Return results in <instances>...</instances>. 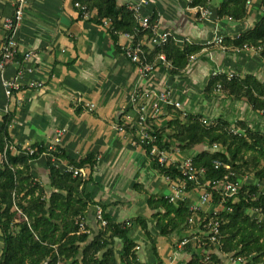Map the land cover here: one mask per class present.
Wrapping results in <instances>:
<instances>
[{"label": "crops", "instance_id": "0c3cea01", "mask_svg": "<svg viewBox=\"0 0 264 264\" xmlns=\"http://www.w3.org/2000/svg\"><path fill=\"white\" fill-rule=\"evenodd\" d=\"M115 1L127 7L138 5L143 16L154 17L158 28L187 42L201 44L202 48L195 53V59H188L183 68L174 72L159 62L152 71L141 74L123 52L114 48L105 27L79 16L73 0H27L15 33L19 52L3 72L7 78L19 76L21 88L6 96L0 84V125L2 117L13 111L8 131L14 143L22 147L34 142L56 145L75 160L94 153L95 164L84 184V192L93 202L86 211L87 222L93 225L95 206L116 222L141 215L148 220L161 264H185L192 250H196L195 241L187 248L177 243V233L158 234L152 217L156 209L147 204L148 197L168 196L171 189L138 144L136 107L131 105V95L134 90L142 93L167 87L185 111L200 112L207 118L219 115L228 120L246 118L250 126L251 123L263 126L258 117L260 112L252 111L250 117H243L247 106L243 98L231 99L216 88L205 92L204 87L217 70L250 73L264 84V60L254 49L222 50L212 41L216 35L234 37L249 28L246 19L217 18L215 9L221 0L209 1L210 13L204 21L196 18L187 0ZM13 6L14 0H0V40L2 22L12 13ZM261 12L257 1L252 0L248 16L253 22L249 23L253 25ZM124 42L125 38L119 35L118 44L122 46ZM25 52H30L26 58ZM30 80L42 82V87H27ZM152 99L139 100L149 116ZM87 103L93 104L92 110L87 109ZM165 113L164 108L162 118L168 119ZM157 120L152 125L163 122ZM60 127L65 132L55 144V131ZM46 160L42 154L30 161L33 175L37 179L40 176L44 184ZM194 195L188 193L187 200L194 201ZM128 235L136 242L138 259L153 264L156 259L150 241L140 226L133 223ZM117 242L120 247L114 249L119 256L122 241L115 238L114 245ZM140 243H145L142 254Z\"/></svg>", "mask_w": 264, "mask_h": 264}, {"label": "trees", "instance_id": "16d2710c", "mask_svg": "<svg viewBox=\"0 0 264 264\" xmlns=\"http://www.w3.org/2000/svg\"><path fill=\"white\" fill-rule=\"evenodd\" d=\"M248 0H221L215 9L217 18L243 20L249 13ZM262 10L254 24L242 30L234 37H223L222 43L228 48H242L244 44L254 47L264 60V0H256ZM73 3L84 5L90 14L87 19L101 24L107 18L110 21L107 33L117 51H122L118 44V33H135L136 38L146 42L151 37V30L141 29L133 11L126 5H117L115 0H73ZM189 6L206 5L208 0H190ZM79 16L83 17L79 10ZM154 17L150 22L154 23ZM2 39L0 40V42ZM201 44L184 41L177 43L174 39L157 47L144 46L146 59L151 61L158 53H164L171 64V72L183 68L189 55L198 52ZM220 85L232 96L242 97L253 111L264 108V84L253 74L235 73L230 79L224 73L211 75L204 87L210 92ZM175 109V110H174ZM13 111H8L2 117L0 125V151L5 153V162L0 164V264H149L138 259L136 242L128 235L133 223L140 226L151 244V252L155 256L153 264H161L153 240V234L148 227V220L136 216L122 222H116L104 212L106 224L98 229L92 237L86 231H79L78 222L85 218L86 211L93 202L84 192V184L90 179L91 170L95 164V154L87 153L77 160L68 157L60 147L55 151H47L43 143L34 142L28 147L34 148L33 153H23L26 147L14 143L9 134L8 126ZM169 115L163 126L154 127L150 134L159 148L171 149L172 143L181 149H191L196 145L206 144L208 147L198 150L192 158L193 165L204 168L205 179H220L225 174L231 181H236L242 175L240 170L250 169L256 183L242 184L238 192L232 196H223L211 190L214 203H221L226 209L219 212V251L222 254L243 257L240 264H264V217L261 219L252 215L250 209H258L264 216V132L253 129L242 119L228 120L217 116L209 124L202 123L204 116L200 112H188L173 106L165 107ZM233 124L241 127L242 134H233L228 128ZM12 144L13 149L8 145ZM217 145L220 149H212ZM145 153L149 154L151 143L141 144ZM17 150V151H14ZM222 149V150H221ZM46 156V183L37 179L32 173L30 161L37 159L43 152ZM51 156L62 158L75 166L87 168V177L72 176L63 172L51 160ZM221 162L215 167L214 161ZM162 175L172 180L183 178V174L175 165L160 167L153 162ZM228 165V169L225 167ZM194 187L186 182L185 190ZM210 189V188H209ZM189 201L179 199L175 204L167 196L147 198L150 208L156 209L152 214L158 234L169 236L177 233L180 238L188 236L185 244L190 248L192 228L188 219L191 212ZM199 212L197 217L202 218ZM189 231L191 232L188 235ZM115 238L120 239L121 252L116 256ZM214 247L206 243L204 246ZM206 255L192 250L190 259L185 264H224L215 252Z\"/></svg>", "mask_w": 264, "mask_h": 264}, {"label": "built area", "instance_id": "2783aa9c", "mask_svg": "<svg viewBox=\"0 0 264 264\" xmlns=\"http://www.w3.org/2000/svg\"><path fill=\"white\" fill-rule=\"evenodd\" d=\"M190 0H187L189 2ZM209 1L206 5H197V6H189L191 9L194 10V14L196 18H198L201 21L207 20L209 17ZM27 0H14V6L12 13L6 17L2 22V29H3V36L2 41L0 42V84L3 89V93L6 96H11L13 91H17L21 88L20 83V77L19 76H13L10 78L4 77L3 72L6 68V66L11 63L14 60L15 55L19 52L18 45L15 39V33L18 29V26L20 22L23 19L24 15V8L26 6ZM250 3V1H247V5ZM75 7L78 8L81 12L83 17L87 18L90 14L88 13L86 7L84 5H81L79 3H75ZM129 9L133 11L134 18L138 24V26L141 29H149L151 30V37L148 41H144L143 38H136L135 33L130 32H122L118 33V36H123L125 38V42L122 45V51L123 54L136 65L138 71L141 74H145L147 72L152 71L155 68V65L159 62L165 63V65L171 67L170 61L166 59L164 53H158L154 56V58L151 61H148L146 59V54L144 51V46L149 45L152 47L162 46L164 45L169 38L174 39L177 43H183L185 40L179 39L175 37L170 31L160 29L156 26L155 23L150 22V18L147 16H143L139 10L138 5H131L129 6ZM229 19H231L229 17ZM110 24L109 19L105 18L102 20L101 25L105 28H108ZM223 36L216 35L213 38V42L218 44L220 49L224 50L227 49L225 45L222 43ZM254 49V47L244 44L242 48H233L236 51H239L240 49ZM257 51V50H256ZM30 55V52H25L24 57H28ZM189 60L195 59V53L189 55ZM21 71H19V74ZM224 73L226 75L227 79H230L235 75L236 72L232 71H221L217 70L214 71L212 75H220ZM27 87L29 88H40L42 87V82L36 81V80H30L27 84ZM217 87L219 88L220 85L218 84ZM146 97L147 99H152V104L150 105L151 109V117H156L159 114H162V111L164 108L168 105L173 106L177 109L184 110L182 107V104L174 99V97L171 94V91L169 88L164 87L158 91H142V93L134 90L133 94L131 95L130 102L132 106H135L136 109V118H137V131L139 135L140 142L145 143H151L150 149H149V158L152 160V162H155L160 167H169L171 165H175L176 168L183 174V178L176 177L175 179H171L167 175H163L166 183L169 185L171 189V194H169L167 197H169V200L172 203H176L179 199H187L188 193H197L196 199L194 201H190L188 203V209L191 212V216L188 219V223L190 225L197 224V232L198 234H195L192 236L193 239H197L198 243L195 242L196 250L198 252H201L206 255L205 259H207V255L209 252H215L220 257H225L229 259V264H240L243 262V257L241 256H230V253L222 254L219 251L220 242H219V212L221 210L226 209L221 203H214L211 199L212 192L216 191L220 193L223 196H232L236 194L240 188L239 181H231L228 177V174H225L220 179H212L210 181L205 179V171L204 168H197L193 165V155L194 153H188L184 154L183 157L179 160L176 158V150H178L177 147L173 146L171 149L167 150L164 148H159L157 144L154 143V138L150 134V128L148 126V123L146 121L147 116V110L146 107L143 105V102H140L139 100ZM87 109L92 110L93 104L87 103ZM262 114H264V108L262 109ZM202 123L209 124L213 120L212 119H201ZM120 129V127L118 126ZM229 132H232L233 134H242L244 130L241 127H237L233 124L230 125L228 128ZM65 132L64 127H60L56 129L55 131V137H54V143L57 144L60 142L62 135ZM9 148L13 149V145L9 144ZM57 149L56 145H48L47 151H55ZM214 149H220L219 146L213 145ZM222 150V149H221ZM14 151H17L14 149ZM34 148L26 147V150L23 151V153H33ZM45 151L42 154L48 155V152ZM41 154V155H42ZM5 153L4 151H0V164L5 162ZM60 158H55L51 156V160L55 163L56 166L60 168L63 172H68L72 176H79V177H87V168L83 166H75L73 164H70L68 162L62 163ZM58 160V161H57ZM221 162L218 160L214 161V166H220ZM225 167L228 169V165H225ZM186 182H191L194 184V187L190 189L189 191L185 190ZM210 188V189H209ZM95 219L100 224V226H104L106 224V220L103 217V211L102 208L99 206H95ZM199 212L204 213V216L202 218L197 217V221L194 219V216H197ZM250 212L256 213V217L261 219L264 217L261 213H259L258 209H250ZM79 231H86L88 232V229L85 225L84 220H80L78 222ZM193 233V232H192ZM191 232L189 231L188 235H190ZM188 242V236H183L180 238V240L177 242L181 246H185V244ZM206 243L213 245L214 247H204ZM2 245V244H1ZM0 245V248H1ZM135 248H138L137 246ZM58 264H62L61 262Z\"/></svg>", "mask_w": 264, "mask_h": 264}, {"label": "rangeland", "instance_id": "374dc122", "mask_svg": "<svg viewBox=\"0 0 264 264\" xmlns=\"http://www.w3.org/2000/svg\"><path fill=\"white\" fill-rule=\"evenodd\" d=\"M249 14V13H248ZM244 19H246L245 21H247L248 23V27H251L252 26V24L251 23H249V21H252V19H251V17H249L248 15L244 18ZM253 22V21H252ZM250 24V25H249ZM254 24V23H253ZM242 31V30H241ZM241 31H239L237 34H239ZM216 89H218V91H220L222 94H224V95H228V96H230V98L231 99H241L242 97H236V96H232V95H230L229 93H228V91L226 90V89H222V87H216ZM243 101L244 102H246L247 103V101L243 98ZM247 106H246V112H245V114H243V117H250V115L252 114V109H251V106L247 103L246 104ZM175 110V109H174ZM262 111V110H261ZM261 111H255V112H260L259 114H258V117H259V119L261 118V121L263 122V126H260V125H255L254 123H251V128H253V129H258V130H260V131H262V132H264V114H262V112ZM248 114H249V116H248ZM165 115V114H164ZM166 116V115H165ZM220 116V115H219ZM163 117V114L161 115V114H159L158 116H154V117H151V116H147V119H146V121H147V123H148V126L150 127V128H153L154 129V127H161V126H163L164 128H165V130L166 131H169V129L167 128V127H165L166 125H165V123H166V121H167V119H163L162 118ZM217 116H213V117H210V118H207L206 116L204 117V118H206V119H214V118H216ZM258 117H256L255 118V120H257L258 121ZM162 119L161 121H163L161 124H158L157 126H154V125H152V123H154L155 121H158L157 119ZM233 120V119H232ZM243 121H245L247 124H249V122L246 120V118L245 119H242ZM261 122V123H262ZM156 124V123H155ZM138 141V144H142V142H140V140H137ZM173 146H175V147H177L178 148V150H176V158H178L179 160L181 159V157H183L184 156V154H186V153H194V152H196V151H198V149H199V147L198 146H200V145H196V146H194L193 148H191V149H181V148H179L177 145H176V143H172V146L171 147H173ZM200 147H202V148H206V147H208L206 144H201V146ZM241 171V173H243L242 175H240V177L238 178V181H239V184L240 185H242V184H251V183H256V179L254 178V176L252 175V171L250 170V169H245V170H240ZM32 173L34 174V172H33V167H32ZM40 176H38V178H39ZM43 177V176H42ZM41 177V179H43ZM261 189H263L264 190V185L262 184L261 186ZM198 193V192H197ZM197 193H195V195L194 196H196L197 195ZM94 209H95V207H93V221H94V223H93V225L90 223V222H87V219H86V216H85V218L83 219L84 220V222H85V225H86V227H87V229H88V233H89V235H90V237H92L93 235H94V233H96L97 231H98V229H100V228H102L103 226H100V224L96 221V219H95V211H94ZM251 214L252 215H254V216H257L256 215V213H252L251 212ZM193 230H192V232H197V228L196 227H194V228H192ZM132 236L135 234V229H133L132 230ZM178 241H179V237H178ZM193 241H195V242H197L198 243V241H197V239H193ZM115 249H116V251L119 249V247H120V244H119V242H117L115 245ZM140 250H139V254H142L143 253V251H144V248H145V243L143 244V243H140ZM136 247V246H135ZM135 249H137V248H135ZM146 251H148V250H146ZM118 254V253H117ZM230 256H234V255H232V254H229ZM117 257H118V255H117ZM221 259L223 260V263L224 264H229L230 262H229V259L228 258H225V257H221Z\"/></svg>", "mask_w": 264, "mask_h": 264}]
</instances>
